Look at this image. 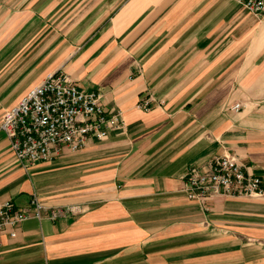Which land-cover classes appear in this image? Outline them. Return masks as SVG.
I'll use <instances>...</instances> for the list:
<instances>
[{
  "label": "crops",
  "instance_id": "crops-1",
  "mask_svg": "<svg viewBox=\"0 0 264 264\" xmlns=\"http://www.w3.org/2000/svg\"><path fill=\"white\" fill-rule=\"evenodd\" d=\"M58 71L124 129L27 168L0 130V203L47 209L0 234V264H264V196L179 191L224 152L264 180V14L234 0H0V119Z\"/></svg>",
  "mask_w": 264,
  "mask_h": 264
},
{
  "label": "built area",
  "instance_id": "built-area-1",
  "mask_svg": "<svg viewBox=\"0 0 264 264\" xmlns=\"http://www.w3.org/2000/svg\"><path fill=\"white\" fill-rule=\"evenodd\" d=\"M256 18L264 14V0H234ZM149 99L139 103L148 110ZM240 104L231 110L238 111ZM119 111H107L100 105V95L82 91L64 72L49 74L32 87L0 119V130L23 168L49 162L66 149L82 150L90 141H103L109 131L123 130ZM181 194L188 200L204 204L215 197H263L264 180L247 173L246 166L233 154L224 152L199 166H189L181 177ZM47 209L35 195L29 206L18 208L12 201L0 203V234L11 237L20 224L29 219L44 218ZM74 208L50 209L48 218L74 214Z\"/></svg>",
  "mask_w": 264,
  "mask_h": 264
},
{
  "label": "rangeland",
  "instance_id": "rangeland-1",
  "mask_svg": "<svg viewBox=\"0 0 264 264\" xmlns=\"http://www.w3.org/2000/svg\"><path fill=\"white\" fill-rule=\"evenodd\" d=\"M259 19L262 20V16H260Z\"/></svg>",
  "mask_w": 264,
  "mask_h": 264
}]
</instances>
